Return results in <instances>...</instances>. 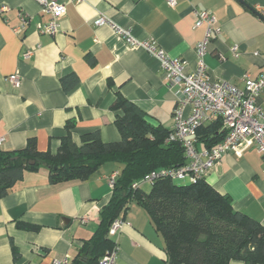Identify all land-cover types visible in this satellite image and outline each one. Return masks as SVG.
<instances>
[{
    "label": "crops",
    "instance_id": "0c3cea01",
    "mask_svg": "<svg viewBox=\"0 0 264 264\" xmlns=\"http://www.w3.org/2000/svg\"><path fill=\"white\" fill-rule=\"evenodd\" d=\"M61 1L66 14L52 37L37 30L49 16L35 0H0V9L7 7L0 10L2 151L23 150L33 138L39 152L56 153L68 126L77 144L96 131L105 143L118 142L112 109L118 95L143 111L154 127L173 130L180 88L144 49L128 44L108 25L95 26L101 15L137 41L155 42L169 57L186 61V71L194 73L197 45L205 36V28L195 27V12L206 11L222 29L205 56L208 77L242 88L245 77L264 73V19L257 15L264 17V0H178L174 8L166 0ZM21 15L28 22L16 31ZM12 75L21 77L18 87L9 81ZM257 105L264 110V91ZM198 149L205 148L198 143ZM119 172L117 164L108 163L85 181L52 185L47 168L27 171L0 196V264L73 259L97 231L113 192L110 178ZM206 181L228 196L236 211L264 226V161L255 148L224 155ZM123 220L121 233L112 238L119 246L118 264H165V242L147 212L132 203Z\"/></svg>",
    "mask_w": 264,
    "mask_h": 264
},
{
    "label": "trees",
    "instance_id": "16d2710c",
    "mask_svg": "<svg viewBox=\"0 0 264 264\" xmlns=\"http://www.w3.org/2000/svg\"><path fill=\"white\" fill-rule=\"evenodd\" d=\"M112 109L121 139L105 143L96 131L74 142L71 127L56 153L39 152L35 139L23 150H0V196L7 195L27 171L42 166L49 182L85 181L103 165L120 167L108 204L101 210L95 234L86 240L70 264H99L114 247L108 233L112 223L124 218L132 203L149 215L165 242V264H264V226L236 211L228 196L216 191L203 179L197 184L177 185L166 179L156 182L149 192L134 190L133 184L152 171L183 166L187 160L180 143L166 140L171 131L154 127L137 106L118 95ZM221 120L198 130V143L207 150L225 138ZM24 160L35 165L23 164Z\"/></svg>",
    "mask_w": 264,
    "mask_h": 264
},
{
    "label": "built area",
    "instance_id": "2783aa9c",
    "mask_svg": "<svg viewBox=\"0 0 264 264\" xmlns=\"http://www.w3.org/2000/svg\"><path fill=\"white\" fill-rule=\"evenodd\" d=\"M41 7L43 14L49 16L46 24L38 25V32L43 35L56 36L61 29V21L66 14V6L61 0H35ZM79 2L80 0H75ZM146 1V0H137ZM169 7L174 8L178 0H166ZM6 11L7 7H2ZM196 28H205L204 39L197 45L198 68L194 73H188L187 62L169 57L155 42H139L129 31L114 24L110 19L101 15L95 21V26L108 25L116 35L123 38L132 46L141 47L149 55L156 58L162 71L172 85L180 88V95L174 111V128L166 142L180 143L186 155L187 162L178 168L160 169L152 171L143 179L135 182L134 190H142L144 185L152 187L160 180L182 181L187 184H197L206 179L212 171L221 164L223 156L234 153L237 156L255 148L264 161V110L257 105L259 95L264 91V73L257 79L245 77L244 86L236 87L228 81H212L208 77V67L205 56L210 41L222 33L214 15L206 11H196ZM21 26L25 29L27 17L21 15ZM236 55L239 48L233 49ZM27 52L25 57H29ZM9 81L18 87L21 84L19 75H12ZM221 120L222 130L226 133L224 140L211 150H199L197 147L198 130ZM4 139H0V146ZM119 173L110 178L113 188ZM86 221L83 222L85 224ZM125 222L122 218L115 220L110 226V239L118 236ZM119 246L114 243L113 249L104 256L99 264H118ZM70 257L55 260L54 264H70Z\"/></svg>",
    "mask_w": 264,
    "mask_h": 264
},
{
    "label": "rangeland",
    "instance_id": "374dc122",
    "mask_svg": "<svg viewBox=\"0 0 264 264\" xmlns=\"http://www.w3.org/2000/svg\"><path fill=\"white\" fill-rule=\"evenodd\" d=\"M42 168H43V166H42ZM175 184H177V185H183V184H185V183L182 182V181H178V180H177V181H175ZM150 189H151V187L148 186V185H144V186L142 187V190L145 191V192H149Z\"/></svg>",
    "mask_w": 264,
    "mask_h": 264
},
{
    "label": "water",
    "instance_id": "95a60500",
    "mask_svg": "<svg viewBox=\"0 0 264 264\" xmlns=\"http://www.w3.org/2000/svg\"><path fill=\"white\" fill-rule=\"evenodd\" d=\"M257 15L259 16V17H261L262 19H264V17L262 16V15H260L259 13H257ZM23 164L25 165V166H27V165H35V162L34 161H28V160H24L23 161Z\"/></svg>",
    "mask_w": 264,
    "mask_h": 264
}]
</instances>
